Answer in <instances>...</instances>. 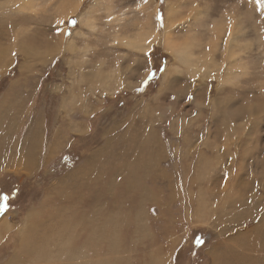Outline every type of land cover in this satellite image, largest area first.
Masks as SVG:
<instances>
[{"label": "rangeland", "instance_id": "rangeland-1", "mask_svg": "<svg viewBox=\"0 0 264 264\" xmlns=\"http://www.w3.org/2000/svg\"><path fill=\"white\" fill-rule=\"evenodd\" d=\"M0 214V264H264V5L0 0Z\"/></svg>", "mask_w": 264, "mask_h": 264}, {"label": "bare ground", "instance_id": "bare-ground-1", "mask_svg": "<svg viewBox=\"0 0 264 264\" xmlns=\"http://www.w3.org/2000/svg\"><path fill=\"white\" fill-rule=\"evenodd\" d=\"M28 6V5H27ZM172 13V12H171ZM168 14V12H167ZM169 14L167 15V18H168ZM215 32H216V35L219 34L220 32H222V29L223 27L221 26H218V25H215ZM169 34V33H168ZM232 34V33H231ZM216 35L214 36L216 38ZM139 37V36H138ZM126 40V39H125ZM151 41H148L147 43H150ZM128 43V42H127ZM232 43V38H230L229 40V45H228V48H227V51H226V55L228 57V59H232V54H231V44ZM165 45L167 47V49L170 50V52H174V53H178L180 55V58L182 59V62L184 61L186 66L189 67V66H193L195 68L196 66V61H194L192 59V57L195 55L194 54V43H193V40L191 39H187L186 41L182 42V44H175V42L173 43L172 42V39H170V36L165 40ZM215 50V47L213 45H210L209 49H208V53H209V57L207 58V54H205L204 57H202L201 59L203 60L204 64L203 66L206 65L209 66L211 63H212V55H213V52ZM225 55V56H226ZM226 57V58H227ZM176 58V57H175ZM194 61V62H193ZM200 63H201V60H200ZM189 65V66H188ZM201 66V65H200ZM212 66V65H211ZM202 68V67H201ZM206 69V68H205ZM209 69V68H208ZM195 70V69H194ZM203 70V69H202ZM207 70V69H206ZM199 71V70H198ZM142 80V79H141ZM139 81V80H138ZM131 86V85H130ZM132 87V86H131ZM219 212V211H218ZM3 222V221H2ZM5 222V221H4ZM41 242V241H40ZM51 242V241H50ZM260 243H264V238L262 240H260ZM261 244H259L261 246ZM33 245V244H32ZM34 245H35V242H34ZM37 245V244H36ZM31 249V248H30ZM35 249V248H34ZM39 249V248H38ZM261 249V248H260ZM33 250V248H32ZM38 251V250H37ZM48 254V253H47ZM56 254V253H54ZM60 256V255H59ZM73 256V255H72ZM37 261V260H36ZM23 262V261H22ZM53 262V261H52ZM235 264H243V262H236ZM251 264V263H250Z\"/></svg>", "mask_w": 264, "mask_h": 264}, {"label": "trees", "instance_id": "trees-1", "mask_svg": "<svg viewBox=\"0 0 264 264\" xmlns=\"http://www.w3.org/2000/svg\"><path fill=\"white\" fill-rule=\"evenodd\" d=\"M161 3L163 0H160ZM158 16L159 19L162 20V10L158 12ZM162 67L160 65H155L152 68L151 73L149 74V76L141 83V88H147L151 83H154L155 80L158 79V75L161 71ZM7 209H2L1 214L6 212ZM0 214V215H1ZM195 232H193V236H191L192 238V243H193V247L195 249H204V247L208 246L209 244H211V237L209 235H206L205 233L198 231L194 234Z\"/></svg>", "mask_w": 264, "mask_h": 264}, {"label": "crops", "instance_id": "crops-1", "mask_svg": "<svg viewBox=\"0 0 264 264\" xmlns=\"http://www.w3.org/2000/svg\"><path fill=\"white\" fill-rule=\"evenodd\" d=\"M144 45H146V44H144ZM147 50L149 49V47L148 48H146ZM151 71H152V68L151 69H149V71H147L146 72V75H145V77L143 78V80H142V82L149 76V74L151 73ZM144 73H142V74H139V75H143ZM126 81H129V80H126ZM131 81H135V79H133V80H131ZM130 81V82H131ZM141 82V83H142ZM141 83H140V85H141Z\"/></svg>", "mask_w": 264, "mask_h": 264}, {"label": "snow or ice", "instance_id": "snow-or-ice-1", "mask_svg": "<svg viewBox=\"0 0 264 264\" xmlns=\"http://www.w3.org/2000/svg\"><path fill=\"white\" fill-rule=\"evenodd\" d=\"M258 3H261L262 5H264V0H257ZM3 200H7V197H3L2 198Z\"/></svg>", "mask_w": 264, "mask_h": 264}]
</instances>
